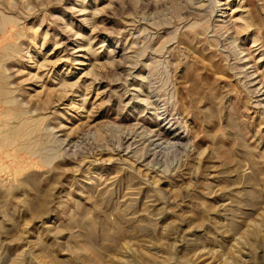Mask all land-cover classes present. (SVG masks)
Masks as SVG:
<instances>
[{
  "label": "rangeland",
  "instance_id": "rangeland-1",
  "mask_svg": "<svg viewBox=\"0 0 264 264\" xmlns=\"http://www.w3.org/2000/svg\"><path fill=\"white\" fill-rule=\"evenodd\" d=\"M0 14V264H264V0Z\"/></svg>",
  "mask_w": 264,
  "mask_h": 264
},
{
  "label": "bare ground",
  "instance_id": "bare-ground-1",
  "mask_svg": "<svg viewBox=\"0 0 264 264\" xmlns=\"http://www.w3.org/2000/svg\"><path fill=\"white\" fill-rule=\"evenodd\" d=\"M212 2H213V1H212ZM209 6H210V5H209ZM211 11H212V10H211ZM0 15H1V14H0ZM2 15H3V14H2ZM2 15H1V16H2ZM1 16H0V17H1ZM2 17H3V16H2ZM7 17H8V16H7ZM7 17H6V18H7ZM4 18H5V17H4ZM4 18H3V19H4ZM6 18H5V19H6ZM9 18H10V17H9ZM9 18H7V19H9ZM6 22H7V21H6ZM6 22H5V23H6ZM14 22H15V21H14ZM223 22H224V21H223ZM1 23H2V21H1ZM1 23H0V24H1ZM247 23H248V22H247ZM14 24H15V23H14ZM7 25H8V24H7ZM247 25H248V24H247ZM1 26H2V25H1ZM9 26H10V24H9ZM248 26H249V25H248ZM250 26H251V25H250ZM250 26H249V27H250ZM5 27H6V26H5ZM246 28H248V27H246ZM4 30H5V28H4ZM245 30H246V29H245ZM2 32H4V31L2 30ZM233 37H234V36H233ZM234 38H235V39H234ZM234 38H233V39H234V44L236 45V46H235V45L233 44V41H232V45H234V47H235V48L233 47L234 50L239 49L240 51L238 50V52H239V53L241 52L240 54H243L244 51H242V48H240V46L238 45V42H239V41H238V38H237L236 36H235ZM233 39H232V40H233ZM228 41H229V40H228ZM8 45H9V44H8ZM16 45H17V44H16ZM5 48H6V47H5ZM7 49H8V48H7ZM227 51H228V50H227ZM10 52H11V51H10ZM12 53H13V52H12ZM128 53H129V52H128ZM6 55H7V53H6ZM6 55H5V56H6ZM8 57H9V56H8ZM5 58H7V56H6ZM241 60H242V59L238 58V61H241ZM244 67H245V65L241 66V64L237 66V68H239V69H241V70H242ZM0 69H1V68H0ZM2 73H3V71H2ZM0 74H1V73H0ZM255 74H256V73H254V74H252V75H255ZM4 75H5V73H4ZM247 76H248V75H247ZM1 77H3V76H1ZM249 77H250V75H249ZM0 80H2V79H0ZM3 80H5V79H3ZM7 80H9V78H7ZM1 82H2V81H1ZM261 84H262V83H261ZM3 85H4V84H3ZM4 86H5V85H4ZM257 86H258V85H257ZM7 87H8V86H7ZM255 88H258V87L255 86ZM254 92H255V91H254ZM9 93H10V92H9ZM15 93H16V92H15ZM5 94H6V92H5ZM10 94H12V93H10ZM10 94H9V95H10ZM7 96H8V95H7ZM3 97H4V96H3ZM3 97H2V98H3ZM0 98H1V97H0ZM5 98H6V97H5ZM3 100H4V98H3ZM3 100H2V101H3ZM8 100H9V99H8ZM9 101H10V100H9ZM142 101H143V100H142ZM144 101H147V100L145 99ZM261 101H262V100H261ZM12 102H14V101H12ZM0 103H2V102L0 101ZM262 103L264 104V101H262ZM10 104H11V102H10ZM10 106H11V105H10ZM137 107H138V106H137ZM12 108H13V107H12ZM22 109H23V108H22ZM26 109H27V108H26ZM7 110H8V109H7ZM9 110H10V109H9ZM9 110H8V111H9ZM11 110H12V109H11ZM20 110H21V109H20ZM14 111H15V110H14ZM18 111H19V110H18ZM22 111H24V110H22ZM22 111H21V112H22ZM5 112H6V111H5ZM159 112H160V111H159ZM22 114H23V113H22ZM28 114H29V113H28ZM2 115H3V114H2ZM5 115H6V114H5ZM7 115H8V114H7ZM26 115H27V112H26ZM18 116H19V115H18ZM153 116H154V115H153ZM19 117L22 118V115L19 116ZM19 117H18V118H19ZM10 118H11V117H10ZM167 118H168V117H167ZM17 120H18V119H17ZM31 120H33V119H31ZM31 120H30V123H29V124L32 123ZM34 120H35V119H34ZM37 120H38V118H37ZM39 120H40V119H39ZM44 120H45V118H44ZM27 121H28V119H27ZM7 122H8V121H7ZM24 122H25V121H24ZM38 122H39V121H38ZM42 122H44V121H42ZM42 122H41V123H42ZM26 123H27V122H26ZM21 124H22V123H21ZM42 124H43V123H42ZM42 124H41V127H42ZM118 124H119V123H118ZM118 124H117V125H118ZM27 125H28V124H27ZM31 125H32V124H31ZM36 125H37V124H36ZM36 125H34V126L36 127ZM25 126H26V125H25ZM34 126L31 127V128L34 129ZM118 126H120V125H118ZM122 126H123V125H122ZM122 126H120V127H122ZM135 126H136V125H135ZM23 127H24V126H23ZM23 127H22V128H23ZM26 127H29V125L26 126ZM37 127H39V126L37 125ZM37 127H36V128H37ZM20 128H21V127H20ZM31 128H27L28 130H26V131H29V129H30V132H31V131H32ZM39 128H40V127H39ZM143 128H144V127H143ZM16 129H17V128H16ZM25 129H26V128H25ZM37 129H38V128H37ZM133 129H134V127H133ZM17 130L19 131L20 129L18 128ZM17 130H16V131H17ZM35 130H36V129H35ZM40 130H41V129H40ZM142 130H143V129H142ZM146 130H147V129H146ZM16 131H15V132H16ZM18 131H17V133H18ZM22 131H23L24 134H25L26 131H25V130H22ZM149 131H150V130H149ZM19 132H20V131H19ZM164 132H165V131H164ZM27 133H29V132H27ZM31 133H33V132H31ZM37 133H39V132L37 131ZM37 133H36V134H37ZM152 133L154 134V136L157 135V133H155L154 131H151V134H152ZM15 134H16V133H15ZM147 134H148V133H147ZM158 134H159V133H158ZM162 134H163V133H162ZM4 135H5V134H4ZM16 135H17V134H16ZM25 135H27V134H25ZM149 135H150V134H149ZM0 136H1V135H0ZM5 136H7V135H5ZM18 136H19V133H18ZM32 136L34 137L33 134H32ZM41 136H42V135H41ZM154 136H153V137H154ZM12 137H13V136H12ZM19 137H20V136H19ZM19 137H18V138H19ZM159 137H160V136H159ZM159 137L157 136V138H159ZM163 137H164V136H163ZM5 138H7V137H5ZM5 138L3 137V140H4ZM14 138H16V136H14ZM21 138H23V135H22ZM21 138H19V139H21ZM179 138H180V137H179ZM179 138H178V140H179ZM0 139H2V138H0ZM35 139H36V138H35ZM37 139H38V136H37ZM182 139H183V138H182ZM5 140H6V139H5ZM5 140H4V141H5ZM7 140H8V138H7ZM7 140H6V141H7ZM24 140H25V139H24ZM28 140H30V139H28ZM31 140H32V139H31ZM40 140H41V139H40ZM40 140H39V142H37V143H40ZM176 140H177V139H176ZM14 141H15V140H14ZM26 141H27V140H26ZM33 141H34V140H33ZM0 143H2V142H0ZM16 143H18V142L16 141ZM20 143H21V141H20ZM25 143H26V142H25ZM32 143H33V142H32ZM32 143L30 142V144H32ZM159 143H160V142H159ZM11 144H12V143H11ZM11 144H10V145H11ZM13 144H14V142H13ZM26 144H27V143H26ZM157 144H158V143H157ZM164 144H165V143H164ZM177 144H178V143H177ZM5 145H7V144H5ZM10 145H7V146L9 147ZM39 145H40V144H39ZM42 145H43V144H42ZM12 146H13V145H12ZM30 146H31V145H30ZM40 146H41V145H40ZM158 146H159V145H158ZM5 147H6V146H5ZM24 147H25V145H24ZM26 147H28V145H27ZM35 147H36V146H35ZM161 147H162V146H161ZM36 148H37V147H36ZM36 148H35V150H36ZM57 148H58V147H57ZM171 148H172V147H171ZM31 150H32V149H31ZM21 151H23V149H22ZM29 151H30V149H29ZM45 151H48V150L45 149ZM51 151H52V149L50 150V153H53V152H51ZM37 152H39V151H37ZM43 152H44V151H43ZM26 153H27V152H26ZM46 153H47V152H46ZM28 154H29V153H28ZM45 157H46V156H45ZM49 160H50V159H49ZM46 161H47V159H46ZM50 161H51V160H50Z\"/></svg>",
  "mask_w": 264,
  "mask_h": 264
}]
</instances>
